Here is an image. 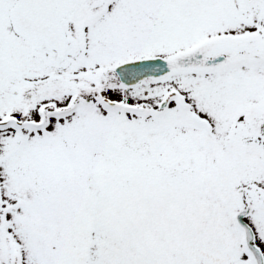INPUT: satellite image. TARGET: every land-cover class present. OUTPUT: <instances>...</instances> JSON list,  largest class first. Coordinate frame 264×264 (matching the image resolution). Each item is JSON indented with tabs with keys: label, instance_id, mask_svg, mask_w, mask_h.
<instances>
[{
	"label": "snow or ice",
	"instance_id": "obj_1",
	"mask_svg": "<svg viewBox=\"0 0 264 264\" xmlns=\"http://www.w3.org/2000/svg\"><path fill=\"white\" fill-rule=\"evenodd\" d=\"M0 264H264V0H0Z\"/></svg>",
	"mask_w": 264,
	"mask_h": 264
}]
</instances>
